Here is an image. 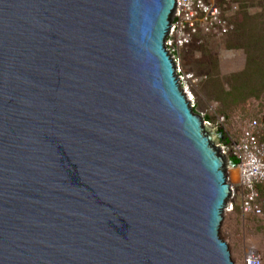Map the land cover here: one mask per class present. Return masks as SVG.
I'll list each match as a JSON object with an SVG mask.
<instances>
[{
	"label": "water",
	"instance_id": "water-1",
	"mask_svg": "<svg viewBox=\"0 0 264 264\" xmlns=\"http://www.w3.org/2000/svg\"><path fill=\"white\" fill-rule=\"evenodd\" d=\"M176 9L0 0V264H236L226 160L167 48Z\"/></svg>",
	"mask_w": 264,
	"mask_h": 264
},
{
	"label": "built area",
	"instance_id": "built-area-1",
	"mask_svg": "<svg viewBox=\"0 0 264 264\" xmlns=\"http://www.w3.org/2000/svg\"><path fill=\"white\" fill-rule=\"evenodd\" d=\"M241 5L236 0H177V9L173 18L167 48L172 55L177 73L185 91L198 86L205 77L187 72L184 64L200 36L227 37L235 31V23ZM190 97V95H189ZM191 102L194 103V99ZM206 126L217 129L222 134L221 154L228 163V168L238 174L237 179L228 178L231 185V198L228 212H233L239 205L246 217L261 218L264 216V202L259 187L264 184V123L251 121L244 129L242 136L235 141L227 130L214 127L211 121ZM234 162L236 165H234ZM245 264H263L260 253L252 250L246 255Z\"/></svg>",
	"mask_w": 264,
	"mask_h": 264
},
{
	"label": "rangeland",
	"instance_id": "rangeland-1",
	"mask_svg": "<svg viewBox=\"0 0 264 264\" xmlns=\"http://www.w3.org/2000/svg\"><path fill=\"white\" fill-rule=\"evenodd\" d=\"M248 12L250 16L257 17L264 15V8L257 1L255 5L249 7ZM234 33L235 31L227 37L200 36L199 45L194 47L184 66L187 72L193 71L196 75L205 77L198 86L189 91L197 112L204 114L205 121H208L207 117H211L214 127L222 124L220 128L227 130L229 135L238 141L251 121L259 120L264 123V97L260 100L252 99L246 104L228 110L217 98L218 92L223 88L230 90L226 79L243 73L248 65L246 52L231 47L235 43ZM206 127L214 143L220 148L217 129ZM225 162L228 178L237 179L238 174L230 171L227 161ZM262 200L264 202L263 198ZM226 218L227 222H224L222 227V237L229 242L235 263L245 264L246 255L256 250L264 264V216L246 217L242 214L240 206L236 205L233 212H226Z\"/></svg>",
	"mask_w": 264,
	"mask_h": 264
},
{
	"label": "trees",
	"instance_id": "trees-1",
	"mask_svg": "<svg viewBox=\"0 0 264 264\" xmlns=\"http://www.w3.org/2000/svg\"><path fill=\"white\" fill-rule=\"evenodd\" d=\"M243 8L235 24V42L231 47L242 49L248 57L246 70L226 79L230 90L223 88L217 98L226 110L248 103L252 99L264 97V15L252 17L248 9L258 1L264 8V0H236ZM212 121L211 117H207ZM234 165L236 163L234 162ZM264 199V184L259 187Z\"/></svg>",
	"mask_w": 264,
	"mask_h": 264
}]
</instances>
